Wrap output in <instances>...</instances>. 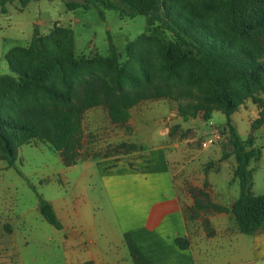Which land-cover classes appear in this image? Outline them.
I'll return each instance as SVG.
<instances>
[{"label":"trees","instance_id":"trees-1","mask_svg":"<svg viewBox=\"0 0 264 264\" xmlns=\"http://www.w3.org/2000/svg\"><path fill=\"white\" fill-rule=\"evenodd\" d=\"M10 1L0 0V13L7 12L6 4ZM29 1L21 0L22 6ZM65 6L68 10L96 8L101 18V10H116L120 17L146 16L171 32L175 44L168 49L177 54L172 58L171 52L167 53L170 63L166 79L188 67L187 83L206 86V95L195 109H203L205 120L211 117L212 105L225 115L222 160L234 159L232 175L239 187L238 196L228 209L211 203L208 193L198 191L190 211L194 219L199 212L230 213L240 233L256 232L264 222V195L251 191L250 165L260 160L261 148L254 145L252 135L245 140L238 138L230 116L248 99L258 109L250 124L251 131L264 124V64L258 61L264 55V0H68ZM148 40L143 34L125 45V65L119 64L112 44L107 57H76L72 31L56 24L48 35L34 32L26 47L10 50L5 60L11 75L0 76V160L13 168L17 148L34 139L58 151L65 167L81 160L82 116L99 103L89 86L97 67L111 71V89H102L112 93L111 101L104 104L108 118L112 124L125 126L130 109L141 99L149 98L123 94L125 85L138 87L140 80L134 72L141 73L145 82L149 80L148 63L139 50ZM182 47L188 51L186 54ZM85 75L87 79L83 78ZM82 85L85 87L80 89ZM28 108L48 110L31 116L24 114ZM142 149L122 142L102 157ZM37 198L39 215L47 224L60 229L51 204L40 195ZM202 225L206 227L205 220ZM174 243L181 250L188 246L186 238H175Z\"/></svg>","mask_w":264,"mask_h":264},{"label":"rangeland","instance_id":"rangeland-1","mask_svg":"<svg viewBox=\"0 0 264 264\" xmlns=\"http://www.w3.org/2000/svg\"><path fill=\"white\" fill-rule=\"evenodd\" d=\"M66 1L68 0H31L24 7L21 0H11L6 4L7 12L0 13V76L11 75L5 60L10 50L26 47L34 32L41 36L48 35L54 24L72 31L76 57H107L110 55L109 44H112L119 55L120 65L127 62L125 45L140 35H146L148 43L144 42L139 50L148 63L149 80L145 82L141 73L134 72L140 83L134 89L125 85L123 94L149 98L141 99L134 106L136 108L130 109L128 124H112L104 105L111 101L112 93L102 91L103 88L111 89V71L103 66L97 67L92 79L99 77L102 81L91 80L89 86L96 93L99 103L87 109L82 116L81 159L93 155L103 158L104 153L107 154L114 146L127 143L128 137L132 136L135 119L140 112L147 111L157 122L158 132H169V141L165 143L169 160H173L174 164L188 165L189 171L183 169L180 178L182 184L191 189L193 196H198L197 190L203 188L205 182V191L211 200L220 196L225 198L231 193L230 196L237 197L239 187L233 183L235 179L232 175L235 161L232 157L222 160L225 147L221 131L226 125L225 115L217 106L212 105L211 117L205 120L203 109H195L206 95L207 89L204 84L187 83L188 67H184L176 76L175 71L172 78L166 79L170 63V55L167 53L171 52L172 58L177 54L175 50L168 49L175 44L171 32L146 16L120 17L116 10L100 9L103 13L101 18L99 9L68 10ZM181 49L185 54L188 52L184 47ZM258 61L264 64V55ZM83 78L87 79L88 76ZM83 87L85 85L80 89ZM157 96L159 97L156 98ZM29 109L24 114L32 116L44 114L43 110H48ZM256 112L257 107L247 99L230 116V124L239 139L245 140L250 135L257 138L258 147L263 146L264 160V131L254 135L255 131L252 132L250 128ZM184 117L188 119L185 121ZM134 141L139 143L137 139ZM206 164H209V168L205 170ZM66 168L58 151L36 139L17 148L13 168H8L6 161L0 160V218L12 217L16 220L15 226L20 222L21 216H25V222H30L31 227L44 225L50 228L38 213L37 195L52 203L59 198H69L81 167ZM185 213L190 226L194 222L200 224L193 220L190 212ZM0 227L2 230L1 223Z\"/></svg>","mask_w":264,"mask_h":264},{"label":"crops","instance_id":"crops-1","mask_svg":"<svg viewBox=\"0 0 264 264\" xmlns=\"http://www.w3.org/2000/svg\"><path fill=\"white\" fill-rule=\"evenodd\" d=\"M140 113L127 143L141 151L66 168L80 166L81 172L69 198L49 202L60 229L31 227L25 216L15 226L12 217L0 218V264H264V222L246 235L230 213L199 212L194 219L195 194L180 178L188 165L169 160V132H158L150 112ZM260 131L264 124L253 134ZM262 148L250 165L254 195H264ZM204 185L197 191L206 192ZM230 195L209 201L228 209L237 198ZM186 211L200 224L190 226ZM175 238H186L187 248L179 249Z\"/></svg>","mask_w":264,"mask_h":264}]
</instances>
